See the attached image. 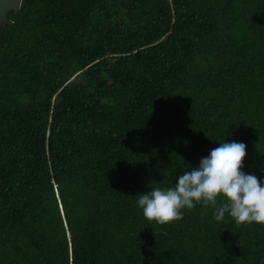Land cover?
Segmentation results:
<instances>
[{
    "label": "trees",
    "instance_id": "obj_1",
    "mask_svg": "<svg viewBox=\"0 0 264 264\" xmlns=\"http://www.w3.org/2000/svg\"><path fill=\"white\" fill-rule=\"evenodd\" d=\"M8 19L0 264H264V223L136 203L224 139L264 177V0H23Z\"/></svg>",
    "mask_w": 264,
    "mask_h": 264
},
{
    "label": "clouds",
    "instance_id": "obj_2",
    "mask_svg": "<svg viewBox=\"0 0 264 264\" xmlns=\"http://www.w3.org/2000/svg\"><path fill=\"white\" fill-rule=\"evenodd\" d=\"M245 157L243 141L224 139L197 166L180 173L174 185L137 193V206L160 224L180 219L184 209L197 204L211 206L216 221L227 215L238 224L264 223V177L244 171Z\"/></svg>",
    "mask_w": 264,
    "mask_h": 264
},
{
    "label": "water",
    "instance_id": "obj_3",
    "mask_svg": "<svg viewBox=\"0 0 264 264\" xmlns=\"http://www.w3.org/2000/svg\"><path fill=\"white\" fill-rule=\"evenodd\" d=\"M23 0H0V25L9 24L8 13L19 10Z\"/></svg>",
    "mask_w": 264,
    "mask_h": 264
}]
</instances>
